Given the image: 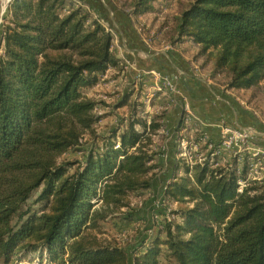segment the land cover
I'll return each instance as SVG.
<instances>
[{
	"label": "trees",
	"instance_id": "trees-1",
	"mask_svg": "<svg viewBox=\"0 0 264 264\" xmlns=\"http://www.w3.org/2000/svg\"><path fill=\"white\" fill-rule=\"evenodd\" d=\"M156 2L132 0L128 15L155 13ZM0 20L2 264H31L32 255L36 264H264V180L240 193L246 164L239 172L236 154L213 168L217 144L203 132L197 137L212 147L204 163L175 149L153 234L131 248L100 239L102 223L119 218L128 228L143 220L132 199L153 191L162 172L154 136L165 128L168 102L138 81L114 105L128 114L100 134L101 104L85 92L111 70L123 76L126 65L95 9L84 0H10ZM175 33L171 43L198 45L196 57L212 76H227L228 90L261 89L264 0H195ZM86 133L93 137L83 151ZM69 151L82 159L60 162Z\"/></svg>",
	"mask_w": 264,
	"mask_h": 264
},
{
	"label": "rangeland",
	"instance_id": "rangeland-1",
	"mask_svg": "<svg viewBox=\"0 0 264 264\" xmlns=\"http://www.w3.org/2000/svg\"><path fill=\"white\" fill-rule=\"evenodd\" d=\"M88 2L98 13V16L102 20V23L106 28L115 33V36L119 34L121 37L127 38L125 35H129L130 25L127 22L128 17L126 15L129 14L132 7V0H84ZM195 0H158L155 4L156 12L147 14L140 18H134V25H136V29L139 31L142 38L147 42L148 45L154 46L156 42V46L161 47L171 45L172 40L175 38L176 33L175 29L177 26V20L181 13L187 9ZM10 2V0H9ZM8 2V3H9ZM8 3L5 4V0H0V12L1 15L5 14ZM124 13V14H123ZM131 17L130 15H128ZM3 20H0V36H1V24ZM1 38V37H0ZM118 51L119 53H124L123 44H121V38L118 36ZM115 40H117L115 38ZM144 42V43H145ZM163 46V47H164ZM0 51H1V39H0ZM196 57V56H195ZM125 73L122 77V80H119L121 77L117 74V71L111 70L108 73V76L105 78V81L102 82L98 87L92 90H88L85 92V95L100 103L101 105L95 111L96 115L103 116L101 122L95 126L96 132L103 134L108 131V129L115 125L119 118L128 114L127 109L117 110L115 108V103L118 101L120 95L131 88L134 87L133 84L128 86V71L131 73L130 68L132 69V65L125 60ZM211 69V68H210ZM201 72V71H199ZM210 74H208V78H212L216 80L221 86L223 85L226 88L227 85V76L223 74H219L217 76H212V70H209ZM171 78V77H170ZM115 79V80H114ZM127 79V80H126ZM134 81H144L145 83H149L146 85V89L149 93H154L155 91L171 92L176 94L177 89L174 85L175 83L169 79L168 76H161L157 71H141L134 79ZM150 81V82H148ZM152 81V82H151ZM126 83V84H125ZM143 83V82H142ZM156 83V84H155ZM133 91H138V87L134 88ZM152 89V90H151ZM159 92V93H161ZM235 98H238L240 102H243L244 107H249L254 113L257 114L260 120L264 121V82L262 83L261 89L259 90H249L243 91L239 94H235ZM166 105V103H165ZM188 108V107H186ZM185 109V108H184ZM187 110V109H186ZM186 112L184 129L180 132H177V144L176 147L173 146L172 139L176 137V133L174 132L176 125L173 128L172 120H168V110L166 111L167 116L165 119L166 129L161 130L157 136H154L156 140V150L160 151L161 154L158 157L157 162L161 165L162 172L156 178V182L154 183V189L151 192L145 193L142 198H133L132 202L138 210V215L143 218L142 221H139L137 224H134L128 228H122L119 226L121 223L120 219H116L115 222L108 221L101 224V231L97 232L98 237L102 240H106L114 245H119L125 248L133 247L138 241H140L139 237L142 234L149 235V231L151 230V225H155L160 223L163 219L161 215H159V210L162 211L164 208H158L160 206L159 202L161 199V193L163 188V183H167V180L172 176V167L173 160L171 158V153L175 152V149H178L179 152H183L185 154L192 153L193 163H199V160H202L204 163L207 159L208 152L212 149L206 148V142L201 141L197 134H199L200 129L196 126H192L191 124L194 121L191 118L189 112ZM155 113L153 116H156V113L159 111L158 109L154 110ZM162 113V111H160ZM159 112V113H160ZM158 113V114H159ZM160 113V114H161ZM183 118V114L181 115L180 121ZM179 121V122H180ZM198 123V122H196ZM177 124V123H175ZM197 125V124H196ZM226 125V124H224ZM223 125V126H224ZM231 126V125H230ZM178 127V126H177ZM233 127V126H231ZM197 129V130H195ZM199 129V130H198ZM174 136V137H173ZM92 135L86 133L82 144L83 151L86 149L88 142L92 141ZM183 143L185 145H183ZM217 147L214 153L217 155V159L212 162L214 165L213 168H217L218 166L228 165L232 163L234 153L231 151H226V153H222L220 150V142L216 143ZM256 146V143L253 145ZM253 148V147H252ZM260 149L257 152L248 150L243 153L242 157L240 156L238 159V168L239 172L243 171V167L246 164L247 169V177L246 179L240 176L241 181H245L247 186L250 181H263L264 180V148L259 147ZM83 153L80 151H69L65 155L60 158V162L62 161H76L82 159ZM176 157V154H175ZM247 159V161L245 160ZM246 162V163H245ZM169 166V169H168ZM168 170V171H167ZM245 173V176H246ZM241 175V174H240ZM162 186V188H161ZM40 191L34 193L31 202L34 203L37 197L39 196ZM145 200L148 202L144 204ZM144 204V205H143ZM118 221V222H117ZM148 229V230H147ZM37 255H32L27 258L29 262L31 259L33 260L31 264H36ZM0 264H2V260L0 259Z\"/></svg>",
	"mask_w": 264,
	"mask_h": 264
},
{
	"label": "crops",
	"instance_id": "crops-1",
	"mask_svg": "<svg viewBox=\"0 0 264 264\" xmlns=\"http://www.w3.org/2000/svg\"><path fill=\"white\" fill-rule=\"evenodd\" d=\"M126 16L128 17L127 22L131 26L128 31L129 35L125 33L127 38L118 35L122 39L123 50L121 51L124 53H119V39L118 36H115L118 56L132 65V69H129L131 73L129 71L127 73L129 83L125 84L127 87L131 84L134 85L136 83L134 79L141 71L155 70L161 76H168L175 83L177 92L176 94L169 91L163 93L162 96L158 97V102L160 104L164 101L168 102V120H172L173 128L176 125L175 133L181 115L187 109L186 111L190 113L191 118L198 122H193L191 127L193 125L198 127L208 140L214 143L220 142L221 127L226 124L254 132L256 146H253L251 151L258 150L259 147L264 148V121L260 120L249 107H244L243 102H240L238 98H235V94L243 91L225 89L216 80L208 78L210 66L203 67L205 58L195 57L200 51L198 45L192 42L171 44L170 46L163 44L161 47L156 46L158 42L154 46L148 45L136 29L133 18ZM119 80H122V77ZM148 84L146 83V85ZM168 120L165 123L166 126ZM177 138L176 133V137L172 141L169 140L170 143L173 142L175 147ZM171 158L172 160L176 158L175 152L171 153ZM164 186L165 182L163 188Z\"/></svg>",
	"mask_w": 264,
	"mask_h": 264
},
{
	"label": "built area",
	"instance_id": "built-area-1",
	"mask_svg": "<svg viewBox=\"0 0 264 264\" xmlns=\"http://www.w3.org/2000/svg\"><path fill=\"white\" fill-rule=\"evenodd\" d=\"M221 137H220V150L222 153L226 151H231L234 155L239 154L241 157L243 153L250 150L255 144V134L252 130L240 128V127H231L229 125H224L221 127ZM183 145H185L183 143ZM257 152V150H254ZM183 156L188 160L189 163H193L192 153L183 154ZM199 163H202V160H199ZM239 192L241 193L244 188L247 187L245 181L239 180ZM165 189V187H164ZM160 206L158 208H164L165 201L163 199V193L159 202ZM169 214V213H168ZM149 235L153 234V230L149 231Z\"/></svg>",
	"mask_w": 264,
	"mask_h": 264
},
{
	"label": "bare ground",
	"instance_id": "bare-ground-1",
	"mask_svg": "<svg viewBox=\"0 0 264 264\" xmlns=\"http://www.w3.org/2000/svg\"><path fill=\"white\" fill-rule=\"evenodd\" d=\"M8 2H9V0H5V4L8 3Z\"/></svg>",
	"mask_w": 264,
	"mask_h": 264
}]
</instances>
